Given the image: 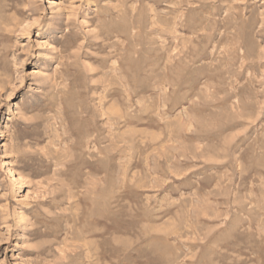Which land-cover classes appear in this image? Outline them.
Returning <instances> with one entry per match:
<instances>
[{"label":"rangeland","instance_id":"rangeland-1","mask_svg":"<svg viewBox=\"0 0 264 264\" xmlns=\"http://www.w3.org/2000/svg\"><path fill=\"white\" fill-rule=\"evenodd\" d=\"M0 264H264V0H0Z\"/></svg>","mask_w":264,"mask_h":264},{"label":"bare ground","instance_id":"bare-ground-1","mask_svg":"<svg viewBox=\"0 0 264 264\" xmlns=\"http://www.w3.org/2000/svg\"><path fill=\"white\" fill-rule=\"evenodd\" d=\"M6 26V25H5Z\"/></svg>","mask_w":264,"mask_h":264}]
</instances>
